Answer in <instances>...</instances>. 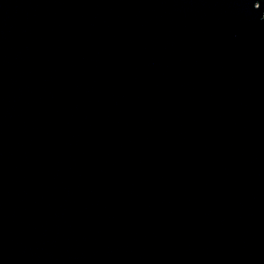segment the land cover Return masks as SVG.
Segmentation results:
<instances>
[{
	"label": "water",
	"instance_id": "obj_1",
	"mask_svg": "<svg viewBox=\"0 0 264 264\" xmlns=\"http://www.w3.org/2000/svg\"><path fill=\"white\" fill-rule=\"evenodd\" d=\"M0 264H264V0H0Z\"/></svg>",
	"mask_w": 264,
	"mask_h": 264
}]
</instances>
